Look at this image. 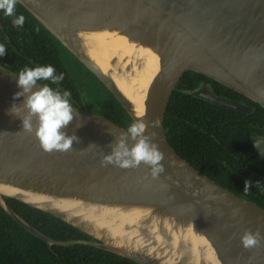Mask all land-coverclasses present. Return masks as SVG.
<instances>
[{
	"label": "water",
	"instance_id": "water-1",
	"mask_svg": "<svg viewBox=\"0 0 264 264\" xmlns=\"http://www.w3.org/2000/svg\"><path fill=\"white\" fill-rule=\"evenodd\" d=\"M113 95L132 122L159 118L164 153L158 179L136 169L101 166L126 131L81 109L65 131L79 137L68 152H45L21 120L8 114L21 89L18 72L0 64V206L28 232L53 245L84 244L137 264H264V240L245 250L244 231L264 236V207L218 184L170 145L165 113L188 71L245 95L264 109V0H16ZM160 63L164 74L145 101L127 81L130 63ZM39 85H43L38 82ZM35 90V89H34ZM221 106L246 112L235 103ZM82 126L76 128V123ZM35 124V120L33 121ZM147 134V133H146ZM256 151L264 158V138ZM92 147L81 153L80 150ZM131 146V142H130ZM10 197L50 213L90 239L56 240L22 217ZM233 209H239L233 218ZM220 213H223L222 215ZM207 264L208 261H205Z\"/></svg>",
	"mask_w": 264,
	"mask_h": 264
},
{
	"label": "trees",
	"instance_id": "trees-1",
	"mask_svg": "<svg viewBox=\"0 0 264 264\" xmlns=\"http://www.w3.org/2000/svg\"><path fill=\"white\" fill-rule=\"evenodd\" d=\"M25 17L23 32L13 24L15 17ZM0 44L6 48V54L0 57V64L13 71L19 72L24 67H36L52 65L56 73H63L64 79L59 85H50L53 88L59 87L62 91L71 93L70 102L73 98H79L78 86L74 79L81 71L80 64L74 59L69 62L71 55L56 39L52 38L47 30L32 17L23 6L16 3L14 16H6L0 11ZM64 55V56H63ZM74 62L77 65L74 66ZM80 66H79V65ZM74 74V76H73ZM92 76V75H91ZM93 77V76H92ZM100 86L102 99L100 111L102 115L110 118L127 129L132 123L130 117L123 110L113 95L95 78ZM199 81H214L203 74L188 71L182 78L179 86L170 98L165 113L164 131L169 135L168 122L170 110L173 105L182 100L180 87L192 88L198 85ZM42 84L48 81H39ZM218 87L225 88L216 83ZM228 90L227 88H225ZM229 91V90H228ZM238 95L236 93H232ZM248 102L256 107V112L251 113L250 127L260 126L264 122V109L260 104L248 99ZM258 117V118H257ZM249 127V128H250ZM254 133V128L249 130ZM175 141L171 145L176 149L180 145L179 136L174 134ZM254 154H253V157ZM254 176V175H253ZM221 182V181H220ZM223 184V182H221ZM237 193L245 195L244 188L235 189ZM246 196V195H245ZM264 207V199L254 196H246ZM6 201L28 222L37 229L56 240L90 239V237L75 228L74 226L54 217L50 213L29 206L17 199L7 197ZM0 264H137L134 261L109 251L84 244L53 245L49 247L46 242L34 236L10 217L0 206Z\"/></svg>",
	"mask_w": 264,
	"mask_h": 264
},
{
	"label": "flooded vegetation",
	"instance_id": "flooded-vegetation-1",
	"mask_svg": "<svg viewBox=\"0 0 264 264\" xmlns=\"http://www.w3.org/2000/svg\"><path fill=\"white\" fill-rule=\"evenodd\" d=\"M74 66H77L75 62ZM82 69L86 70L80 66L79 71ZM86 73L92 75L87 70ZM180 91L183 92L182 100L174 104L169 112L167 140L170 145L175 141L173 135H178L179 147L175 149L171 146L204 175L235 193V189L244 188V182L250 180L252 186L245 195L264 199V158L256 151L252 141L254 137L264 138V122L250 127L251 113L257 109L248 99L257 102L218 81H199L192 88L180 87ZM78 92L79 98H73L71 103L88 110L79 88ZM212 98L224 104L235 103L246 112L221 106L210 100ZM252 128L254 133L249 131ZM253 154L255 158H252ZM257 181L259 185H256Z\"/></svg>",
	"mask_w": 264,
	"mask_h": 264
},
{
	"label": "clouds",
	"instance_id": "clouds-1",
	"mask_svg": "<svg viewBox=\"0 0 264 264\" xmlns=\"http://www.w3.org/2000/svg\"><path fill=\"white\" fill-rule=\"evenodd\" d=\"M16 0H0V11L6 16H14ZM16 26H23L25 17L19 15L12 21ZM6 54V48L0 44V57ZM17 86L21 89L14 94L13 100L23 97L21 103H13L8 110V114L21 120V131L32 135L39 141L41 149L45 152H68L72 150L73 142L79 143V137L73 134L68 135L65 129L78 120L79 114L70 103L71 93L61 90L59 87L53 88L50 85H59L63 79V73L57 74L52 65L24 67L18 72ZM39 81H48L39 85ZM35 89V90H34ZM35 120V124L33 121ZM159 118L152 121L136 120L114 140L108 147L109 154L103 155L101 166L113 165L121 169H136L143 164L148 169V175L152 179H158L165 171L162 161L165 159L164 153L155 142L156 133L149 132V128L159 127ZM82 125L77 122L76 128ZM147 133V134H146ZM131 142V146H130ZM257 140L254 146H259ZM96 147L90 144L88 148L80 150L81 153L89 148ZM260 182L257 181L256 185ZM252 186V181L244 182V191L247 192ZM239 209H233L232 217L235 218ZM221 215L223 213H220ZM264 236L260 231L255 232L245 230L240 237V242L245 250L256 248L260 245Z\"/></svg>",
	"mask_w": 264,
	"mask_h": 264
},
{
	"label": "bare ground",
	"instance_id": "bare-ground-1",
	"mask_svg": "<svg viewBox=\"0 0 264 264\" xmlns=\"http://www.w3.org/2000/svg\"><path fill=\"white\" fill-rule=\"evenodd\" d=\"M127 81L141 100L145 101L155 82L164 74V65L160 63H130L126 66ZM191 258L201 264L206 263L209 258L199 254L188 253Z\"/></svg>",
	"mask_w": 264,
	"mask_h": 264
},
{
	"label": "rangeland",
	"instance_id": "rangeland-1",
	"mask_svg": "<svg viewBox=\"0 0 264 264\" xmlns=\"http://www.w3.org/2000/svg\"><path fill=\"white\" fill-rule=\"evenodd\" d=\"M17 28L21 33L23 32L21 26H17ZM73 60L74 57L71 55L69 62L72 63ZM74 78L78 88L80 89L82 99L85 101L89 108L88 110L98 112L100 108L99 105L102 99V93L100 86L98 85L96 80L91 75L86 73V70L84 69H82L78 75H75Z\"/></svg>",
	"mask_w": 264,
	"mask_h": 264
}]
</instances>
